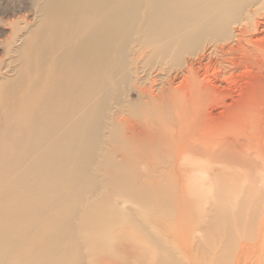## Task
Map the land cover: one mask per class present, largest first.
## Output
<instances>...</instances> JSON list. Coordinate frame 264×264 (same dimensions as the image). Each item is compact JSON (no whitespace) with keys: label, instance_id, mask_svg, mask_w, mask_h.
Segmentation results:
<instances>
[{"label":"bare ground","instance_id":"6f19581e","mask_svg":"<svg viewBox=\"0 0 264 264\" xmlns=\"http://www.w3.org/2000/svg\"><path fill=\"white\" fill-rule=\"evenodd\" d=\"M7 2L0 264H111L95 255L134 225L126 203L259 213L264 0Z\"/></svg>","mask_w":264,"mask_h":264},{"label":"rangeland","instance_id":"374dc122","mask_svg":"<svg viewBox=\"0 0 264 264\" xmlns=\"http://www.w3.org/2000/svg\"><path fill=\"white\" fill-rule=\"evenodd\" d=\"M8 3L1 0L0 12ZM2 16L0 14V20ZM0 24L4 26V22ZM0 58L6 64L16 59L17 54L6 55L0 51ZM10 70L13 67L6 66L2 72ZM99 174L100 180H108V169H102ZM177 203L161 199L126 203L125 210H136L138 218L134 225H130L129 218H124L126 224L122 223L123 219L118 225L113 224L109 250L97 252L96 259L111 261V264H125L126 261L127 264H160L163 261L158 260L171 258L179 264H264V202L260 203L261 210L257 214L250 210L254 202H245L249 209L240 214L237 213L240 200L228 203L189 200L192 212L179 215ZM224 203L233 211H222ZM213 209L220 212L213 213ZM152 234L159 240L151 238ZM126 247L129 248L127 255L124 254Z\"/></svg>","mask_w":264,"mask_h":264},{"label":"crops","instance_id":"0c3cea01","mask_svg":"<svg viewBox=\"0 0 264 264\" xmlns=\"http://www.w3.org/2000/svg\"><path fill=\"white\" fill-rule=\"evenodd\" d=\"M214 233V232H213ZM178 240V242H179V239H177ZM181 247V246H180Z\"/></svg>","mask_w":264,"mask_h":264}]
</instances>
